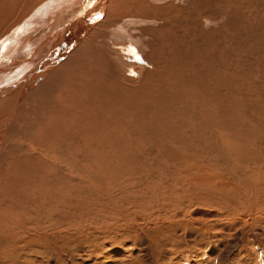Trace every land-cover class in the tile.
Listing matches in <instances>:
<instances>
[{
	"label": "rangeland",
	"instance_id": "1",
	"mask_svg": "<svg viewBox=\"0 0 264 264\" xmlns=\"http://www.w3.org/2000/svg\"><path fill=\"white\" fill-rule=\"evenodd\" d=\"M158 2L19 116L0 264H264V0Z\"/></svg>",
	"mask_w": 264,
	"mask_h": 264
},
{
	"label": "bare ground",
	"instance_id": "2",
	"mask_svg": "<svg viewBox=\"0 0 264 264\" xmlns=\"http://www.w3.org/2000/svg\"><path fill=\"white\" fill-rule=\"evenodd\" d=\"M103 1L105 0H0V92H2V87L10 82H7L8 80L19 75L14 82L3 88L5 92L0 97V142L2 143V150L0 144V182L4 181L8 174L12 176L13 168L16 167V157L18 155L10 150L8 145L13 143V138L16 137L19 116L24 110L26 111L27 105L34 101L33 97L42 90V86L50 81H55L54 79L57 80V76L71 75V66L75 61L78 63L83 59L82 55L85 48L82 47L87 46V43L91 41L97 43L99 35L104 39V36L110 32L113 22H116V26H114L117 27L118 31L122 29H119L120 25L117 26L120 16H127L126 18H130L132 22L134 18L128 17V14H135V18L140 17L138 20L145 22L154 19L149 15V11L159 10L162 7L157 6L159 0H109L104 5ZM80 4H82V7H80ZM71 7H78V9L75 10L74 8L75 11L70 13ZM107 11L106 17L100 18L101 13L106 14ZM80 28L81 30H79ZM85 34L88 35L77 47V42ZM95 43L93 49L89 46L91 49L86 47V49L91 50L89 53L90 58L92 56L96 57L98 54ZM74 46L77 48L74 49ZM72 47H74L73 51L71 50ZM69 50L72 52L69 53ZM123 53L127 57L126 52L123 51ZM64 58L65 60H63ZM114 60L117 62V59ZM35 62L36 64L33 67H27L28 64ZM24 98L26 99L23 103L24 106L16 114V107L22 103ZM13 111H15L13 118L8 120ZM12 155L14 159L11 160ZM29 159L27 162H29ZM32 159L35 158L30 160L32 161ZM24 160L26 162V159ZM34 161L33 164L31 163L32 165L37 162V160ZM20 177L22 178V176ZM32 206L34 207V205ZM7 216L2 215L0 219L1 235L13 233V229L5 223L9 219Z\"/></svg>",
	"mask_w": 264,
	"mask_h": 264
}]
</instances>
